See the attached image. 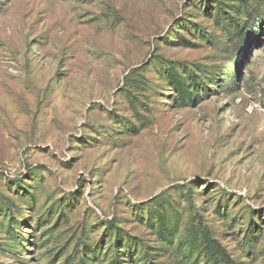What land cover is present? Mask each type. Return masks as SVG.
Here are the masks:
<instances>
[{
	"label": "rangeland",
	"instance_id": "rangeland-1",
	"mask_svg": "<svg viewBox=\"0 0 264 264\" xmlns=\"http://www.w3.org/2000/svg\"><path fill=\"white\" fill-rule=\"evenodd\" d=\"M0 264H264V0H0Z\"/></svg>",
	"mask_w": 264,
	"mask_h": 264
},
{
	"label": "trees",
	"instance_id": "trees-1",
	"mask_svg": "<svg viewBox=\"0 0 264 264\" xmlns=\"http://www.w3.org/2000/svg\"><path fill=\"white\" fill-rule=\"evenodd\" d=\"M260 1V0H259ZM263 1V0H262ZM246 10L249 16H251V18H254L255 14L253 13L255 11V9L251 6V5H246ZM225 20V19H223ZM182 90V89H181Z\"/></svg>",
	"mask_w": 264,
	"mask_h": 264
}]
</instances>
